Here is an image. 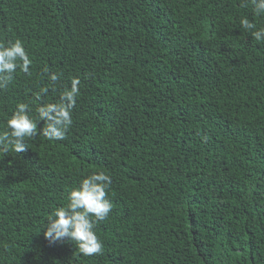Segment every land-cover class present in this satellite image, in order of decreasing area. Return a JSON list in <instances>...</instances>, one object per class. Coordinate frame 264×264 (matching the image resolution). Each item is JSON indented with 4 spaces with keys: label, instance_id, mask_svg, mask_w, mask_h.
I'll list each match as a JSON object with an SVG mask.
<instances>
[{
    "label": "trees",
    "instance_id": "trees-1",
    "mask_svg": "<svg viewBox=\"0 0 264 264\" xmlns=\"http://www.w3.org/2000/svg\"><path fill=\"white\" fill-rule=\"evenodd\" d=\"M242 17L264 27L242 0H0V43L32 60L0 90V132L81 82L65 139L0 154V264H264V40ZM101 171L102 253L50 243L51 213Z\"/></svg>",
    "mask_w": 264,
    "mask_h": 264
},
{
    "label": "clouds",
    "instance_id": "clouds-1",
    "mask_svg": "<svg viewBox=\"0 0 264 264\" xmlns=\"http://www.w3.org/2000/svg\"><path fill=\"white\" fill-rule=\"evenodd\" d=\"M242 4L244 7L250 5L254 16L264 17V0H242ZM240 26L249 31L255 40H264V27L257 29L247 17L240 19ZM31 64L32 60L21 40L9 42L7 46L0 43V90L13 82L17 69L30 74ZM49 79L55 82L59 77L49 74ZM80 83L78 78H73L70 89H64L59 102L38 106L37 119L30 115L29 104L19 103L7 119L6 129L0 132V154L25 152L28 149L26 139L37 135H43L49 141L65 139L72 125L71 109L80 94ZM47 91V88H42L36 93V99L39 100L41 94ZM41 121L42 129L38 127ZM111 184V177L103 171L83 178L79 186L68 193L67 205L56 208L49 216L44 228L45 238L50 243L71 242L84 256L102 253L103 245L94 229L96 223L105 220L112 209V203L107 199Z\"/></svg>",
    "mask_w": 264,
    "mask_h": 264
}]
</instances>
